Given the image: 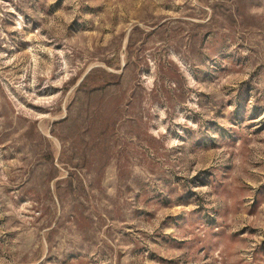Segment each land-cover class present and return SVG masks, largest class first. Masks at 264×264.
Listing matches in <instances>:
<instances>
[{"label": "rangeland", "instance_id": "rangeland-1", "mask_svg": "<svg viewBox=\"0 0 264 264\" xmlns=\"http://www.w3.org/2000/svg\"><path fill=\"white\" fill-rule=\"evenodd\" d=\"M0 264H264V0H0Z\"/></svg>", "mask_w": 264, "mask_h": 264}]
</instances>
